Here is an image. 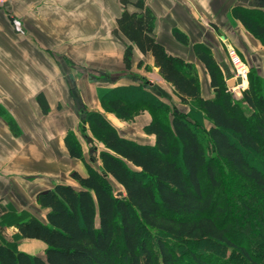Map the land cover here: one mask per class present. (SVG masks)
I'll return each instance as SVG.
<instances>
[{
    "label": "trees",
    "instance_id": "trees-1",
    "mask_svg": "<svg viewBox=\"0 0 264 264\" xmlns=\"http://www.w3.org/2000/svg\"><path fill=\"white\" fill-rule=\"evenodd\" d=\"M146 1L119 0L123 10L112 33L124 44V66L131 68L134 47L149 53L189 109H169L145 80L101 89V110H84L81 125L102 144L97 158L86 162L85 175L71 173L75 184L56 182L39 193L44 221L0 202V264H264V223L256 220L259 235L252 239L238 231L214 161L251 184L264 206V76L250 70L235 99L210 47L195 42L192 50L212 92L203 97L195 64L156 38ZM231 13L264 46V9L238 5ZM172 35L190 44L184 32ZM37 99L45 112L44 97ZM147 110L158 114L142 126L151 143L122 135L104 114L131 121ZM10 128L18 132L13 122ZM64 144L70 157L84 158L76 133L67 131ZM242 207L250 212L244 200ZM11 226L16 231L7 237L2 232ZM21 238L42 241L43 255L18 249Z\"/></svg>",
    "mask_w": 264,
    "mask_h": 264
},
{
    "label": "crops",
    "instance_id": "crops-1",
    "mask_svg": "<svg viewBox=\"0 0 264 264\" xmlns=\"http://www.w3.org/2000/svg\"><path fill=\"white\" fill-rule=\"evenodd\" d=\"M146 4L154 14L156 38L167 51L194 63L198 69L204 67L197 60L192 44L204 43L202 38L207 39L211 32H219L221 40L240 48L248 64V55L252 56L247 53L248 49L257 51L261 48L264 52L260 41L231 13L238 5L264 9V0H147ZM127 9L136 10L130 4ZM122 10L119 0H11L0 9L2 204L10 203L18 211L28 210L44 221L46 210L43 209V215H38L30 207L33 203L38 204L39 193L56 182L74 184V180H62V175L71 171L85 175L86 162L92 163L91 154L97 146L87 128L81 127L82 113L84 110H101L100 90L138 83L129 79L136 77L135 71L141 72V66H137L139 60L143 61L142 65H151L165 82L153 66L150 54L143 55L135 47L131 68H125L124 44L112 33ZM173 30L184 32L190 47L176 41ZM214 49L213 56L220 63L221 50ZM203 81L209 84L206 73ZM200 91L203 97L211 96H204L201 84ZM38 95L44 97L45 112ZM144 113L136 117L145 116ZM105 115L115 127L116 122H124L111 113L105 112ZM108 115L113 119L110 120ZM150 118L144 119L143 125ZM10 122L17 127V134L12 132ZM68 130L76 134L79 130L80 137L92 145L86 152L78 137L84 155L82 160L68 154L64 144ZM147 136L153 140L152 135ZM48 178L51 179L48 181ZM15 231L11 226L2 233L9 237ZM26 241L36 242L44 251L42 241L26 238L17 241L18 249L43 255L23 247Z\"/></svg>",
    "mask_w": 264,
    "mask_h": 264
},
{
    "label": "rangeland",
    "instance_id": "rangeland-1",
    "mask_svg": "<svg viewBox=\"0 0 264 264\" xmlns=\"http://www.w3.org/2000/svg\"><path fill=\"white\" fill-rule=\"evenodd\" d=\"M261 9H263V8H261ZM207 37H208L207 39H205V38H202V39H204V43H206L210 47L212 54H213V51L215 50L214 48H216V47L219 50H221L222 58L220 60L219 65H220L221 70L223 72V77H224V80L226 82V85H227V82L230 81L231 79H236V77L240 76L239 73L237 72L236 68L230 63L228 53H227V48L229 46H232L236 49V51L239 53V55L242 59V62L244 64H246L247 70H246L245 75L242 78L244 88L249 83L248 74L250 73V70L251 71L253 70L256 73L264 76V52H262L263 50L262 51L260 50L261 48H259L257 51H254V50L251 51L250 49H248L249 51L247 53H252V56L248 55V57L250 56L248 58L250 61V64H248L245 61L242 50H240V48H237L232 42L225 41V39H223V38L221 40L219 32H211L209 35H207ZM188 47H190V44ZM196 69H197V75L199 78V83L203 87L204 96L212 95L209 84L207 83L208 81L206 83L203 81L204 73H206L204 68L198 69L196 67ZM140 71L141 72L135 71L134 74L136 75V77H133L129 80L133 81V82H141L142 80H145L147 82L146 85H148L147 87L149 88V90L155 96H157L161 101L166 103L168 105L169 109L172 108L173 106H176V105L179 106V108L184 110V111L189 109L188 105L180 104L178 98L173 93L171 86L169 84L163 82L156 75V72H155V70L152 69L151 65H146V64L141 65ZM142 77H144V79ZM227 87H228L230 93L232 94L233 98L239 99L241 97V90H242L241 87H239L233 83H231V86L227 85ZM169 109L166 112L167 114H169ZM245 110L248 111L247 109H245ZM158 112H159V110H158ZM144 114H145V116L135 117L131 121H124V122L118 121V122H116V128L118 129V131L121 134L127 135L132 139H135V140L140 141V142L151 143L153 140H152V138H150L149 136H147L143 133L142 125H143L144 119H146L147 117H150L152 115H156L157 113L152 112L151 110H147V111H145ZM108 117L110 118V120L113 119L111 115L110 116L108 115ZM205 124L207 125V123H205ZM68 131H72V130H68ZM87 133L93 139V142L97 146V150L92 151L93 153L91 154L93 159L94 158L96 159L98 149H102V144L98 140H96L88 130H87ZM76 135H77V137L81 138L82 145H83L85 151L88 152L89 148H91L90 146H92V145H90L84 138L80 137L79 130L77 131ZM205 142H206L205 145H206V150H207L208 155L213 156L209 142L208 141H205ZM86 157H88L87 153H86ZM214 161H215V164L217 167L218 174L220 175L221 181H222L220 192L222 193V196L225 198L226 202L229 205L230 216H232V217L234 216L237 219V221H239L238 231H243V232L247 233L249 235V237H251V239L254 238L255 236L259 235V233L255 232V230L257 229V226H258L256 223V220L258 219L262 223H264V206L258 202V200H257L258 196L256 194L255 189L251 186V184H249L246 180L237 176L230 169V167L225 162H223L221 159L215 158ZM81 164L82 163L79 164L80 167H82ZM72 172L73 171L67 173V175L66 174L62 175V177H61L62 180L72 181L73 180V179H71V173ZM50 179L51 178H48V181ZM72 182L75 184V181H72ZM243 200L251 207L249 213H247L246 210H245L246 211L245 212L243 207H242V201ZM0 202H1V200H0ZM6 205L8 207H11V208L13 207L12 204H10V203L6 204ZM30 207L38 215H43L44 210L42 208H40L38 204L36 205L33 203L32 206L30 205ZM24 245L25 246H23V247H26L27 249H29L33 252L43 254V248L42 247L40 248L38 245H36L35 243H33L31 241H26V244H24Z\"/></svg>",
    "mask_w": 264,
    "mask_h": 264
},
{
    "label": "built area",
    "instance_id": "built-area-1",
    "mask_svg": "<svg viewBox=\"0 0 264 264\" xmlns=\"http://www.w3.org/2000/svg\"><path fill=\"white\" fill-rule=\"evenodd\" d=\"M11 2V0H0V9L4 8L6 5H8ZM228 57L230 60V63L236 68L237 72L239 73V77L243 78V76L246 73L247 67L246 64L242 62V59L239 55V53L236 51V49L232 46H229L227 48ZM243 81V79H242ZM237 86L244 88L243 82L241 84L235 83Z\"/></svg>",
    "mask_w": 264,
    "mask_h": 264
},
{
    "label": "water",
    "instance_id": "water-1",
    "mask_svg": "<svg viewBox=\"0 0 264 264\" xmlns=\"http://www.w3.org/2000/svg\"><path fill=\"white\" fill-rule=\"evenodd\" d=\"M243 81H242V78L241 77H236V79H231L230 81H228L227 82V85H229V86H231V83H233V84H235V83H237V84H241ZM121 194V192L119 191V192H117V195H120Z\"/></svg>",
    "mask_w": 264,
    "mask_h": 264
},
{
    "label": "bare ground",
    "instance_id": "bare-ground-1",
    "mask_svg": "<svg viewBox=\"0 0 264 264\" xmlns=\"http://www.w3.org/2000/svg\"><path fill=\"white\" fill-rule=\"evenodd\" d=\"M37 217V216H36ZM35 244H36V242H35Z\"/></svg>",
    "mask_w": 264,
    "mask_h": 264
}]
</instances>
